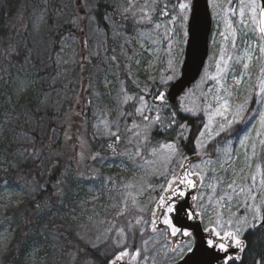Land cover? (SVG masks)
I'll list each match as a JSON object with an SVG mask.
<instances>
[{"label": "rangeland", "instance_id": "374dc122", "mask_svg": "<svg viewBox=\"0 0 264 264\" xmlns=\"http://www.w3.org/2000/svg\"><path fill=\"white\" fill-rule=\"evenodd\" d=\"M6 1L0 0V12L5 8ZM96 1L27 0L26 30L17 43L21 57L9 55L0 43V264H94L84 254L85 246L102 249L110 257L108 264H112L118 252L125 250L129 255L122 262L128 264H170L181 260L179 251H171L172 248L179 249L180 242L175 244L168 239L166 229L153 231L151 227L152 212L157 214L159 197L166 195L161 191V185L166 187L167 179H171L170 172L163 177L160 173L164 172L166 165L170 170L180 172L178 165L181 157H174L170 164L164 160V150L160 146L167 143L149 144L146 130L153 125L148 122L133 121L129 127V132L135 133L129 143L131 147L123 150L118 157L95 160L92 176L83 172L87 177H80L70 169L64 170L56 182L54 200L43 201L31 217L28 215V205L42 190L47 189V184L34 173L23 174L22 170L29 162L44 167L43 153L36 147V141L47 135L52 141L59 138L58 131L49 133L50 114L61 113L66 104L75 98L74 90L79 91L83 85L79 74L84 70L87 74L85 83L93 94L92 128L99 139L114 137L107 134L101 123L103 120L109 122L112 132L117 135L121 132L130 103L136 104L135 115L141 118L136 112L139 97L144 96L150 108L148 97L152 87L167 74L168 60L172 58L167 51L168 41L163 39L164 28L156 30L153 25H167L169 19L159 21L154 19L153 14V25L139 23L130 14L127 18L121 15L127 0H104L114 8L113 13L105 14V17H111L110 20L105 18L109 27L107 30L94 12ZM256 2L261 4V0ZM85 3L92 9L88 14L91 20L82 10ZM137 4L142 5L143 0H137ZM238 4L239 0H233V6ZM209 6L213 26L205 68L214 72L220 48L227 47L229 51L232 48L231 37L226 44L221 36V32L225 35L229 33L222 14L218 15L220 7L227 6V0H209ZM80 12L85 15L84 27L79 23ZM13 17L19 18L18 15L15 17V13ZM230 19L237 30L235 54H242L249 43H259L256 34L237 22L238 16ZM176 31L179 32V29ZM60 32L63 35L57 42L55 36ZM141 33L145 35L141 36ZM156 39L159 43H152ZM173 39L180 40L181 36L176 35ZM82 43L83 52L79 49ZM175 55L174 45L172 56ZM260 56L257 49L240 84L234 83L233 76L239 78L238 74L243 71L241 66H236V73L230 72L224 82L232 92V96L227 97L232 110L236 105H245V121L234 126L235 132L222 134L216 141L209 142L204 150L208 155L196 156L198 160L194 164H201V159L216 160L222 156L217 148L231 146L236 153L234 166L237 170L243 167L245 174L255 173V165L259 163L261 172L257 179L264 175V145L255 135L259 128L258 112L262 108L254 102L260 68L264 67V57L255 58ZM82 60H85L84 65H80ZM203 73L204 70L197 82L186 89L185 93L189 96L185 102L191 99L203 107L202 94H207L208 101L215 108L217 104L212 101V96L217 93L208 92L215 82L201 83ZM250 92L253 98L245 101ZM125 95L132 96L133 100L123 103ZM219 95L227 94L221 90ZM75 116L79 114L74 110L65 116L67 130L64 131V138L68 140L77 136L79 125H83L81 119ZM204 117L207 123L208 118ZM216 122H222L221 118H214L213 127ZM246 135H250V139L241 145L240 140ZM78 136L83 138V134ZM224 137L226 143L223 142ZM253 143L256 144V156H253ZM138 148L140 154L136 155ZM154 149L160 151L154 152ZM246 157H251V160ZM248 163H251V168L247 167ZM81 169L83 171L84 166ZM209 175L212 179H206L205 184L215 183V178L219 177H224L226 181L237 178L232 167H227V171L218 167L215 172L209 169ZM217 187L223 194L224 189L219 184ZM197 192L196 195L200 196L208 193L209 189L200 184ZM261 196L264 193L258 192L257 202ZM193 203L201 212L199 218L205 228L213 226L217 212L225 221L233 214V219L246 215L251 221L253 215L244 206L242 196H234L232 201L219 207L209 205L207 196ZM199 205H204L203 211ZM168 217L171 219V216ZM250 230L245 231L241 238ZM137 250L138 256L135 255Z\"/></svg>", "mask_w": 264, "mask_h": 264}, {"label": "snow or ice", "instance_id": "6c2138e0", "mask_svg": "<svg viewBox=\"0 0 264 264\" xmlns=\"http://www.w3.org/2000/svg\"><path fill=\"white\" fill-rule=\"evenodd\" d=\"M157 0H143V4H137V0H127L126 6H122L121 15L125 18L130 14L137 18L139 23L153 25V14L157 12ZM82 10L88 15L92 9L87 7L85 3L82 6ZM170 11L168 4H164L163 10L159 12L162 17H169L167 25L161 23H155L154 29L159 30L164 28L163 39L168 41V49L170 58L167 64V74L160 77L159 85L165 91H158L154 97V101H159L168 110L167 126L166 130L173 133L171 142L163 144L160 149H163V158L168 164L176 156L181 157L179 163L180 172H176L175 169H169L167 165L164 168V172L160 173L163 177L165 173L171 174V179H167V186L161 185V191L166 195H160L158 207L166 209L167 213H173L176 211L173 198L184 197L186 195L185 189L196 188L198 184L204 185L209 189L208 193L201 194L200 196L193 195L191 198L193 201L202 200L207 196L209 205L219 207L232 201L233 197H243L244 206L247 210L251 211V221L245 215L243 217L233 219V215L225 221L222 219V214L217 212L216 220L213 226L204 228V232L207 233V237L197 238L194 233L187 228L181 229L176 227L172 220L165 215L162 223L167 225L170 229V235L175 237L178 234L182 237H186V241L180 242V248H172L171 251L176 253L180 252L181 259L185 260V264H210L204 258L208 256H215L216 252L222 253V264H236V261L242 259L240 253H243L246 248L245 241L241 238L245 231L249 229L264 228V196H261L259 202H257V193H264V175L257 179V175L261 172V164L255 165V173L245 174L244 168L241 167L237 170L234 166V159L236 153L231 146L223 148H217L216 151L221 153L222 156L216 160L201 159V164H192L189 157L183 155L180 142L189 139L191 134V125L187 122L181 123L179 116L181 113H186L190 118H195L198 113H203L207 116L208 122L203 123L201 129L195 133L194 146L198 157L207 156L208 153L204 151L209 142L216 141L217 137H222V134L235 132V125L241 124L245 121V105L239 104L233 106L230 104L227 97L232 96V92L225 87L226 77L230 72L236 73V66H241L242 70L238 75L233 76L234 83L240 84L244 73L249 69V62L254 58L253 53L258 49L261 54L260 59L264 57V6L257 3L256 0H249L245 3L244 0H239L238 6H233V0H227V6H221L218 15L222 14V18L225 22V28L229 35H225L221 32L225 43L229 42V36L231 37L230 43L232 51H229L227 47H221L219 57L215 63V71L209 72L207 68L204 69L203 76H201V83L215 82L214 87H209L208 92L215 91L217 95L212 96V101L217 104V107L213 108L212 103L208 101L207 94H202L204 105L194 100L189 99L186 103L185 100L189 96V93H185L183 96H179L176 105L168 103V95L172 93L173 89L180 88L182 90V83L186 76L192 71L200 70L199 62V50L197 44V37L201 26V17L198 11L197 0H176V4L172 6ZM239 17L238 23L243 25V28L250 29L254 34L258 36L259 43L257 45L248 44L245 49L242 50V54H235L236 36L237 30L233 26V21L230 17ZM110 20L111 17H105ZM88 19L91 20V15H88ZM75 22V21H74ZM179 29V32L176 29ZM141 33V36H144ZM159 35V34H158ZM176 35H180V40H174ZM149 38H151L149 36ZM152 43H159V39L152 40ZM176 47V55L172 56L173 46ZM188 45V55L185 56L184 46ZM116 59L115 56L112 57ZM248 61V62H245ZM260 77H258V88L255 90V103H259L262 108L258 112L259 115V128L256 129L255 135L259 138V143L264 145V67L260 68ZM223 90L227 95L221 96L219 92ZM124 91V89H122ZM253 94L250 92L249 96L245 97V101L252 99ZM133 100L132 96L125 95L123 103H128ZM139 106L136 108V112L140 114L145 122L149 125L157 124L161 121L159 107L156 108L155 114L150 116L145 114V111L151 112L145 101L144 96L139 97ZM223 101V103H220ZM131 115V113H129ZM229 115L231 118L229 119ZM215 117H220L222 122H216L213 127ZM107 130V134L112 135L115 139L119 140L120 137L111 131L109 122L107 120L101 121ZM207 137V140L205 139ZM226 143V137L222 138ZM250 139V135H246L240 140L241 145ZM160 149H154V152H159ZM253 156H256V144H252ZM139 148L136 155H139ZM247 160H251V157H246ZM203 165V167L201 166ZM211 166V167H210ZM232 167L235 179L226 181L224 177L215 178V183L205 184L206 179H212L209 175V169L211 172H215L217 167L220 170L227 171V167ZM248 168H251V163L247 164ZM195 178V179H194ZM220 185L224 191L223 194L219 193L217 185ZM135 203V200H133ZM201 210H204V205H199ZM121 214V213H118ZM201 215V212L197 211V205H190L185 210V216L187 219H196ZM151 227L153 231H156L157 216L156 212H152ZM139 223V221H137ZM122 243V242H121ZM230 249H236L238 252L234 253ZM211 250V251H210ZM129 253L127 250L120 251L115 255L112 264H120ZM136 256L139 255L137 250ZM220 259V257H216ZM135 259V256H133ZM255 264H264V255L255 261Z\"/></svg>", "mask_w": 264, "mask_h": 264}, {"label": "trees", "instance_id": "16d2710c", "mask_svg": "<svg viewBox=\"0 0 264 264\" xmlns=\"http://www.w3.org/2000/svg\"><path fill=\"white\" fill-rule=\"evenodd\" d=\"M96 2L94 12L98 17L99 22L108 30L109 27L105 21V14L110 12L113 13L114 8L107 1L98 0ZM164 4H168L170 15L173 14L171 9L172 6L176 4V0H158V4L156 5L157 12L154 13V19L159 21L165 18L170 19V16L162 17L159 15V12L163 10ZM27 7V0H7L5 8L0 12V43L2 44L4 51L14 57H21V52L18 49L17 43L21 34L26 30L28 21ZM14 13L15 17L18 15V20L13 17ZM82 13L83 12L79 13V23L81 27H84L83 25H85L86 20L85 15ZM62 35L63 32H60L55 36L57 42L60 41ZM79 49L81 52L84 51L83 46H80ZM81 55H84V53ZM84 64L85 60H82L80 65ZM86 76L87 74L85 70L82 74H79L78 78L83 79L82 88L79 89V91L74 90L75 98L73 97L72 100L66 104V107L61 113L56 114L51 112L50 114L49 133L58 131L60 133L59 138L52 141L51 137L47 135L36 141V147H38V150L43 153L44 167H42V165L40 166L39 163L29 162V164H26L25 166L26 169L23 168L22 170L23 174L34 173L47 184V189L42 190L40 195L28 205L30 206L28 209L29 217H31L34 211H37L40 203L42 204V202L46 200H54V194L57 189L56 182L62 177L64 170L70 169L74 174L80 177L92 176L94 173V161L101 157L109 159L120 156L123 150L131 147L129 143L135 133L133 134L132 132H129L130 124L133 123V121H144L142 117L137 118L135 115L136 104L130 103L127 107L128 116L126 117V122L124 126H122L123 129L118 134L120 139L117 140L115 137L108 139L96 138L92 128V122L94 119L92 105L93 94L91 93L89 86L85 83ZM158 91H165V89H162L159 84H155L152 87L151 95L148 97L152 111L147 114L150 116L154 115L156 108L159 107L160 115L162 117L159 123L153 124L149 130H146L148 133L147 137L149 144L151 146L165 142L169 143L174 135L166 130L168 110L159 101H154V97ZM168 103L170 102L168 101ZM172 105L175 106L176 103L175 105ZM73 110L79 114V116L75 117L80 118L83 125H79L77 136L75 135L74 138L68 140L66 137V139L64 138V131L67 130V119L65 116H69V113H72ZM129 113H131V115H129ZM179 120L181 123L187 122L191 125V134H186L189 135V139L180 142L182 153L187 157L197 156L194 146V134L197 133L198 130L201 129L202 124L205 123V117L202 114H198L195 118H190L188 114L181 113ZM78 134L80 136L83 134V138L80 139ZM73 143L74 145L71 146ZM213 147H215V145ZM81 159L83 160L82 162ZM82 166H84L83 171L81 169ZM83 172L88 175L86 176ZM256 233H258V235ZM247 235V238H249L250 241L248 243L250 252L248 251L245 259L239 264H255V261L264 255V228H261L260 231L258 229H252ZM256 235L258 237L257 239H255ZM22 243H24V241ZM84 254L89 259L91 258L94 264H108L110 259V257L100 248L85 246Z\"/></svg>", "mask_w": 264, "mask_h": 264}, {"label": "water", "instance_id": "95a60500", "mask_svg": "<svg viewBox=\"0 0 264 264\" xmlns=\"http://www.w3.org/2000/svg\"><path fill=\"white\" fill-rule=\"evenodd\" d=\"M198 4V11L200 13L201 17V26L200 30L198 33L197 37V44H198V50H199V62H200V70L199 71H192L190 72L186 78L184 79L182 83V90L180 88L173 89L172 93L168 95L167 99L170 103L174 104L177 102L179 96H181L184 92H186V89L190 87L192 84L197 82L199 79V76L202 74L204 68H205V63L207 61V58L209 57V49H210V37H211V31H212V26H213V20H212V15H211V9L209 6V0H197ZM261 5L264 6V0H261ZM83 38V37H82ZM188 45H186L185 48V56L188 55ZM190 161L192 164H194L198 158L195 156L189 157ZM195 179V178H194ZM200 184L197 185L196 188H190V189H185L186 195L184 197H179V198H173L176 203H175V208L176 211L173 213H169L170 216L172 217L173 224L176 227H179L181 229L187 228L188 230L192 231L194 233V236L197 238L200 237H207V233H205L204 226H202L200 218L192 219L189 220L185 216V210L190 206L194 205L192 196L196 195L198 188ZM166 209H162L159 218L157 219V229L165 228L164 224L162 223V217L165 213ZM262 212L264 213V208L262 209ZM170 230H169V235L168 237L176 241H182L185 238L182 236H171L170 235ZM211 251V250H210ZM230 251L235 252L236 249H230ZM222 253L216 252L215 256H208L205 257L204 259L210 264H222ZM216 257H220V259H217ZM120 264H127L124 262H120ZM170 264H185V260L181 259L178 262L175 263H170Z\"/></svg>", "mask_w": 264, "mask_h": 264}, {"label": "flooded vegetation", "instance_id": "af4514ba", "mask_svg": "<svg viewBox=\"0 0 264 264\" xmlns=\"http://www.w3.org/2000/svg\"><path fill=\"white\" fill-rule=\"evenodd\" d=\"M159 209H160V207H157V214H158ZM157 214H156V216H157ZM165 215L168 216L167 210H166V212H165V214H164V217H165ZM157 217H158V216H157ZM164 217H163V219H164ZM249 232H250V231H249ZM249 232H248L247 234H249ZM247 234L242 238V239L245 241V243H246L245 251H244L243 253H240L242 259H241L240 261H236V264H239L240 262H242V261L245 259V257L247 256V254H248V251H249L248 243H249L250 241H249V238H247V236H248ZM185 239L187 240V238H185ZM185 239H184V240H185ZM177 242H178V241H176L175 244H178ZM236 252H238V250H236L234 253H236Z\"/></svg>", "mask_w": 264, "mask_h": 264}]
</instances>
